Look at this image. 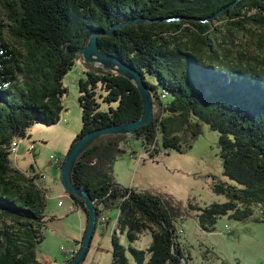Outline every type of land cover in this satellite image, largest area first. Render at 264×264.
Listing matches in <instances>:
<instances>
[{
  "label": "trees",
  "instance_id": "trees-1",
  "mask_svg": "<svg viewBox=\"0 0 264 264\" xmlns=\"http://www.w3.org/2000/svg\"><path fill=\"white\" fill-rule=\"evenodd\" d=\"M235 1L0 0V264H44L38 247L53 220L44 212L47 191L35 183L38 175L26 176L12 165V142L30 138L28 131L36 123L58 124L67 91L63 78L75 62L84 61L80 50L96 31L136 18L146 20L99 36L97 47L143 74L153 96L154 118L133 135L100 136L77 157L72 181L95 202L97 223L103 214L100 206L116 207L117 229L126 232L130 243L144 232L152 234L146 250L130 246L136 264H185L177 221L194 217L203 231L212 232L220 217L248 219L253 207L264 219V71L242 63L224 67L228 54L220 57L210 37L218 31L215 19L226 20L237 31L250 24L264 27V0H241L209 20ZM176 17L180 19L174 22L158 20ZM219 58L224 63L217 66L213 60ZM84 64L87 78L79 81L78 96L82 127L71 146L92 131L138 120L143 112L132 81ZM99 97L107 110L101 109ZM201 123L219 133L223 174L240 185H214L216 193L228 197L226 202L185 205L165 191H140L116 181L114 164L131 139L140 140L150 157L159 153L150 152L159 135L164 148L181 152L178 132L187 129L196 137ZM69 196L88 216L84 199ZM111 240V264H129L116 229Z\"/></svg>",
  "mask_w": 264,
  "mask_h": 264
},
{
  "label": "rangeland",
  "instance_id": "rangeland-1",
  "mask_svg": "<svg viewBox=\"0 0 264 264\" xmlns=\"http://www.w3.org/2000/svg\"><path fill=\"white\" fill-rule=\"evenodd\" d=\"M253 14L255 13H249ZM227 23L226 20L212 21L213 27L218 28V31L215 36L210 35L211 43L220 57L224 58L225 52L228 54L225 63L221 58L213 60L215 65L220 66V62H223L224 67H227L225 65L227 63L230 65L242 63V66L249 65L263 72L264 27L250 24L245 29L237 31L230 28ZM6 37L8 38V35ZM226 48L230 51H225ZM93 64L91 70L99 66ZM87 69L84 61L79 60L63 78V85L67 91L62 97L64 110L59 123L51 126L36 123L28 131L32 134V138L28 140L30 143L36 139L41 140L31 143L33 145L31 150V144L27 139L20 141V151L11 156L12 165L26 176L41 174L46 177L44 184L40 183L47 191V206L44 212L48 218L53 217V220L46 224L45 239L39 245L37 254L39 259L44 261L47 255L45 251H51L53 253L51 264L62 263L66 259L64 251L68 247L76 248V241L80 235L78 233L81 229V216L77 213H71L69 216L59 215L58 201L61 199L66 204L67 200L58 196L59 192H64V188L61 183V170L53 161L65 158L64 147L81 130L79 81L87 78ZM147 79L152 82L151 77L148 76ZM99 88L98 94L101 92ZM98 102L101 103L102 110H107L108 104L103 103L100 97ZM164 102H167V99ZM177 135L182 139L181 152L164 148L159 135L157 143L150 148L153 154L155 149L159 150L154 157L145 153V147L140 140L131 139L127 145L128 151L114 164L113 173L116 181L123 187L140 191L154 193L165 191L185 205L191 202L206 207L212 203L226 202L228 197L216 193L214 185H230L237 189L240 185L223 174L219 133L207 124L201 123V133L196 137H192L187 129H182ZM100 210L103 211L106 221L99 220L97 223L90 248L81 264H111V239L115 229L119 242L127 250L129 264H136L129 248L132 246L146 250L152 241L151 232H144L135 243H130L126 232L122 233L117 229L118 208L104 209L100 206ZM176 228L177 240L186 258L185 264H264V219L258 207H253V215L248 219L236 220L230 214L220 217L212 232L203 231L194 217L177 221Z\"/></svg>",
  "mask_w": 264,
  "mask_h": 264
},
{
  "label": "water",
  "instance_id": "water-1",
  "mask_svg": "<svg viewBox=\"0 0 264 264\" xmlns=\"http://www.w3.org/2000/svg\"><path fill=\"white\" fill-rule=\"evenodd\" d=\"M241 0H236L232 4L223 9L221 12L216 14L215 16L211 17L209 20L215 19L219 14L223 13L225 10L229 9L230 7L235 6ZM179 17L176 18H160V21L166 22H174L179 20ZM146 19L143 18H136L131 21H127L124 23L115 24L107 31H96L91 38L89 39L87 46H84L80 52L84 59L85 63H95L106 70L115 71L118 74L123 75L130 81H132L136 87L138 88L142 103H143V112L141 117L138 120L130 121L118 125L107 126L95 131L88 133L82 139L75 142L67 152L65 156V161L61 166V183L64 190L68 194H75L76 196L84 199V206L87 208L88 211V224L83 236L81 247L79 248L77 255H75L72 259H70L66 264H81L85 259L88 250L90 248L93 234L95 231V227L97 224V210L95 206V202L92 200L89 192L85 189H79L75 187L72 181V172L73 167L75 165L77 157L83 153V151L94 141H96L100 136L105 134H122V135H133L137 128L149 124L153 121L154 113V103H153V96L149 86L147 85L143 74L141 72L125 63L119 57L112 55V54H104L98 50L97 42L99 36H109L114 33L116 28L124 27L125 25L131 23H140L145 21ZM201 22H207V20L198 19Z\"/></svg>",
  "mask_w": 264,
  "mask_h": 264
},
{
  "label": "crops",
  "instance_id": "crops-1",
  "mask_svg": "<svg viewBox=\"0 0 264 264\" xmlns=\"http://www.w3.org/2000/svg\"><path fill=\"white\" fill-rule=\"evenodd\" d=\"M29 136H30V138H32V134H29ZM30 138H27V140L30 139ZM74 138L75 137H73V139L69 142V144L64 147L63 151L66 152V154L69 151L70 146H71L72 141L74 140ZM36 140L35 141H32L31 143H33V142L35 143ZM39 140H41V139H38L37 141H39ZM29 141L30 140H28L27 142L30 143ZM30 144H28V145H30ZM28 150H29V147H28ZM18 151H20V146L18 148ZM57 168L60 170V166H57ZM44 181H46V177L45 176H44V178L38 179L39 184L40 183L41 184H44L43 183ZM63 191L64 192H59L58 196L65 198L67 200V203L68 204L67 203L65 204V202H63L61 199L58 201V206L60 207L59 215L60 216H69L71 213H77L78 216H81V220H80V224H81L80 227H81V229H80V231L78 233V234H80L79 237H78V240L76 241L77 247L76 248H72L73 246L72 247H68V249H66L64 251V252H66V254H65L66 255V259H64V261L62 263H60V264H66L71 259V256H70L71 253L74 250L77 251L79 249V247L82 244L83 236H84V233H85L87 224H88V216L86 215V213L82 209L81 210L80 209H77L76 206H75V204L73 203V200L71 199V197L67 194V192L65 190H63ZM58 196H57V198H58ZM60 201H62V205L59 204ZM64 205H66V206H64ZM46 206H47V204H46ZM73 211H75V212H73ZM117 221H118V219H117ZM43 241H42V243H43ZM61 249L64 250L63 247H61ZM45 252H46L47 255L44 258V261H42L41 259H39V257H38V259L42 263H44V264H47V263H50L51 264V262H53V253L51 251H45Z\"/></svg>",
  "mask_w": 264,
  "mask_h": 264
},
{
  "label": "built area",
  "instance_id": "built-area-1",
  "mask_svg": "<svg viewBox=\"0 0 264 264\" xmlns=\"http://www.w3.org/2000/svg\"><path fill=\"white\" fill-rule=\"evenodd\" d=\"M164 96V95H163ZM23 139H16L15 141H13L12 142V144H11V146H10V157L12 156V155H14L17 151H18V148H19V142L20 141H22ZM33 148V145L31 144L30 145V150ZM53 163H54V165L55 166H60V164H61V159H59V158H57V159H55L54 161H53ZM38 175V178L36 179V181H35V183L40 187V188H42V185H40L39 184V182H38V179H40V178H44V176L43 175H41V174H37ZM68 194V193H67ZM69 195V194H68ZM59 204L60 205H62V201H60L59 202ZM105 216L102 214L101 215V218H100V220H102V222H104V221H106L105 219L106 218H104ZM81 247V246H80ZM79 247V248H80ZM79 250V249H78ZM78 250L76 251V250H74L72 253H71V259L75 256V255H77V252H78Z\"/></svg>",
  "mask_w": 264,
  "mask_h": 264
}]
</instances>
